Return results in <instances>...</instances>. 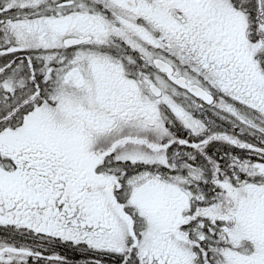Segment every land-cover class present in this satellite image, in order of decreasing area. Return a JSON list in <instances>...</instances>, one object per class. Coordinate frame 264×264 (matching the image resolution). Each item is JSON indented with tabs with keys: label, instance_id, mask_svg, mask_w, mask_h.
I'll return each mask as SVG.
<instances>
[{
	"label": "snow or ice",
	"instance_id": "obj_1",
	"mask_svg": "<svg viewBox=\"0 0 264 264\" xmlns=\"http://www.w3.org/2000/svg\"><path fill=\"white\" fill-rule=\"evenodd\" d=\"M0 264H264V0H0Z\"/></svg>",
	"mask_w": 264,
	"mask_h": 264
}]
</instances>
